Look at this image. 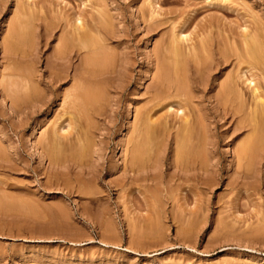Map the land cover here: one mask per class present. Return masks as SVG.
<instances>
[{
    "label": "rangeland",
    "instance_id": "1",
    "mask_svg": "<svg viewBox=\"0 0 264 264\" xmlns=\"http://www.w3.org/2000/svg\"><path fill=\"white\" fill-rule=\"evenodd\" d=\"M18 13L25 14L27 20L20 18L17 30L21 33L15 38L11 25L18 22ZM151 13L155 14L151 18L154 25L148 27L145 20ZM75 17H81L87 28L98 26L106 64L82 67L86 50L74 47L70 59L60 64L62 69L54 68L58 41L73 26ZM246 28H251L250 33L255 28L264 31V0H0V264H264V172L255 163L242 184L239 175L232 174L234 166L227 170L233 155L227 141L220 139L217 146L215 160L223 168L219 184L211 190L194 186L195 194L193 189L192 193L179 189L176 183L182 181L176 175L171 180L175 149L170 141L157 152L161 155L156 153L157 159L153 158L159 161L160 157L159 165L153 161L158 167H154V177L159 173L156 183L167 178L168 187L177 186L170 198L166 200L158 183L164 197L160 198L151 183L148 191L143 187L145 196L152 191L160 199L149 201L153 206L149 203L148 208L140 191L132 187L124 194L126 190L122 193L111 182L122 177L119 166L126 156V144L137 136L134 120L139 111L160 120L154 121L158 125L170 124L176 129L181 122L177 105L167 107L162 102L157 106L149 98L172 36L181 33L183 48L198 45L200 38L206 37L211 43L229 44V37L240 40ZM216 65L215 60H207L204 72L215 75ZM59 68L63 80L57 83L55 93L60 91V96H52L46 107L42 105L49 92L45 81L50 71ZM143 70L146 75L140 79ZM78 74L89 79L91 85L84 81L82 86L97 96L88 95L95 99L94 105L84 100L85 107L81 112L77 109L79 116L75 112L74 119H78L72 120V127L87 130L86 143L93 140L88 146L92 150L81 165L76 160L57 165L46 156L44 139L58 127L56 120L65 117L62 113L72 110L73 97H65V93L82 82L76 79ZM93 76L103 83H94ZM12 81H17L15 86ZM214 84L211 82L208 93L215 92H211ZM14 90L25 94L21 98L18 92V102L12 100ZM197 99L192 105L196 112L203 107ZM219 125L221 121L216 123L218 132L224 129ZM109 164L118 167L107 174ZM82 189L87 193L83 195Z\"/></svg>",
    "mask_w": 264,
    "mask_h": 264
},
{
    "label": "bare ground",
    "instance_id": "2",
    "mask_svg": "<svg viewBox=\"0 0 264 264\" xmlns=\"http://www.w3.org/2000/svg\"><path fill=\"white\" fill-rule=\"evenodd\" d=\"M153 12L155 13V11ZM96 13H97V16L100 15L98 14L99 13L98 11ZM154 13H151L150 19L147 18L148 20H145L146 26L153 27L154 24H152L153 22L151 21V18ZM21 14H19L20 16L19 18H16L18 19V22L17 21L14 22V23H18V26L15 25L14 23H13V26L11 25V27L14 28L12 29V32H13L12 35L14 36V34H16L15 38L16 37L19 38L21 32H19L20 30L18 29V27L20 23H22V20L25 18L24 16H26L23 13ZM33 16H32V19H33ZM21 17L23 19H20ZM92 18L94 19L95 17L93 16ZM82 20L83 19H81V17H77L74 20V24H72L73 26L70 27V30L69 31L67 30L68 33L65 32V36L62 38H61L62 35L60 36L61 39L58 41L59 46L55 49L54 57H53L56 62L55 63L56 66H54V68L57 67V65L60 66V64H62L63 66V63L67 62L64 60L70 59V54H71L70 51L74 47L77 48L78 50H86V55H85L86 57L84 58V61L82 62L83 63L82 67L85 68L86 65L88 64L90 66L91 65L92 66L94 65L102 66L106 64L108 59H107L106 53L103 50L104 44L101 42V39L103 38L102 37L101 39L99 38L101 34H100V30L98 29V26L95 24L94 27L88 26L89 28H87L86 27L87 24L85 25ZM104 21L106 23V20ZM97 23H98V20H97ZM100 23H102V21L99 22L98 24ZM15 28H16V32L19 30L18 31L19 33L15 32ZM255 29L254 30L252 29L253 30L252 33H250L251 28L249 30L250 32L247 30V28H246L247 31H244L245 29L244 30L242 29L244 32H247V33L241 32L242 34L240 35L241 37L240 40H236L234 38L229 37V44L228 43L223 44V42L211 43L210 41L207 40L208 37L206 38L203 37L205 39L201 40L202 38H200L198 42L201 41V43H197L198 45L194 43H193L194 46H191L192 44L188 45L191 47H186L185 45L187 49L181 47V44L179 43L180 41L183 40L181 36H179L181 35V33L179 34V32H177V35L174 34L176 31L173 33L174 35L169 40L170 43H169V46L167 47L168 49H166L167 59L162 60V61L160 60L161 63L158 62L160 63L158 67L159 66L160 67H159V70H156L157 71L156 73L157 75L155 77L156 81L154 85L152 86V88H150L151 96L150 97L148 96V97L150 98L151 103L153 102L157 106L161 104L162 102H163L162 104H164L167 107L172 106V105H177L179 107L178 109H180L182 112V116L181 115L180 117H178L179 115L178 116L176 115V116L179 119H181L180 120L181 122L180 123L178 122L179 125L176 127V129L174 127L172 128L170 124H169V127L171 128L167 127L165 123L162 125L160 124L161 125L160 126L158 125V123L155 124L157 121L159 122L160 120H157V121L152 120L153 117L150 115V113L148 114L150 116H147L145 115L143 111H139L140 110L139 109L138 110L139 113L137 114L135 118L136 120H134V122L135 121L137 122V124H135L136 126L134 127L137 129L139 134L137 133V136L132 138L126 144L127 145L126 153H125L126 156L124 155L125 156V159H123L124 162L122 164L120 163L121 165L119 166V168L122 169V177L121 179L111 181L113 186L118 187L122 191V193L124 190H126L124 194H126L127 189H130V188L133 189L132 187H134L135 190L137 189V192L140 191V193L139 192L138 193L141 194L143 197L142 202H144L146 205L145 207H148V208L150 206L149 201L153 199V201L156 203L157 199L159 200L160 198L163 197L162 193H160L162 188L161 190H159L160 189L159 186L161 185H162L161 187H163L162 192H164L163 194L166 200L170 198L171 196L168 197V195H170V193L173 195L172 192H174V190H177V186L175 185L176 188L174 189L172 187L173 190H171L172 188L168 187L169 180H167V178H164V179H166L168 182L166 180H165L166 182L161 181V180H159L161 182L157 181L158 183H160L159 185L158 183H156V180H155V178H158L157 174L159 173L156 172L157 173L156 177H154L155 173L153 174V172H155L154 171L155 166L153 165L154 163L153 161L157 159V157H154V156L156 155L158 151L162 152V150L164 149L163 147L167 145L168 141H170L173 144L174 146L173 149H175L174 150L175 158H173L174 160L173 168H175V174L173 177H171V180L172 178L175 177V175H176L177 180L181 179L182 183L178 182L176 184H179L178 185L179 189L182 187L183 191L185 189L186 191L188 190L191 191L193 188H196L194 186H199V187L202 186L208 190H211L212 187L219 184L220 182L219 173H220V170L223 168V165L220 164V161H216L215 158H216L217 146L219 144L220 139H222L223 141H227V145H230L229 149L231 150V152H233L231 160L229 161L227 165V170L229 168H233L234 166L232 174L239 175L237 176V178L239 177L242 180V184H244L243 183L244 180L247 179L253 172L255 168V163L260 165L258 168L260 172H264L261 170V167L262 166L264 167V162L261 163V160L264 159V155H263V152H264V31L262 30L255 31ZM22 30L23 29H21V31ZM95 34H97L96 37H93V35L95 36ZM15 38H12V39L15 40ZM11 43L13 44L14 42H11ZM182 44H185V43H182ZM13 46H17V45L14 44L11 47L13 48ZM11 50H8V51H11ZM164 58L165 57H163L162 59ZM209 59L215 60V62H217V65L215 67V71L217 73L215 75L213 74V76L211 75L210 72L209 73L204 72L206 68L207 60ZM52 63L54 64V62ZM46 65L48 66L50 70L51 69L53 70V68L49 67L48 63ZM15 67L17 66L15 65ZM84 68H81V69H84ZM26 70L28 69L26 68ZM85 70H82V73ZM61 71L62 70L50 71L48 78H46L47 79L45 81L46 88L49 89V92H48V96L46 95V98L42 102V105H46V107L49 106L48 102H50L52 96L59 99L60 91L55 93V87L57 83L60 82L62 79ZM146 71L142 72L140 79L144 78V75H146ZM27 72L30 73V70ZM74 74H75V70H74ZM20 76L22 77V74ZM78 77H79V74L76 79H78ZM73 78L75 80V77ZM30 79H33V78L30 77L29 80ZM92 79L94 83L95 82L98 83L101 81V80L96 81L95 80L96 78L94 76ZM7 80L9 81V78ZM78 80L79 81L81 80L82 82H78V86L75 89L71 90V92L68 93V95L65 93V97L67 96L73 97L71 107H72V110H75V108L76 110L73 112L72 110L64 111L62 115L60 114L62 117L64 116L65 117L62 119L58 118L59 122H57L56 120L55 125L59 124L57 125L58 127L56 128L54 126L56 129L51 130V132L53 131L54 132L48 135L44 139L45 141L44 149L46 151V156L51 162L57 165H61V163H64V161H69V160L70 161L76 160L81 165L82 159H84L85 157H88L89 155L87 153L88 150L89 151L92 150V148H90L91 147L90 141L92 139L89 141V143H86V141H88L87 130L84 131L83 128L82 129L80 128V126L77 129H75V127H72L73 125L72 123H74L72 122V120L78 119V118L74 119L76 117L75 112L76 111L78 112V110L81 112L82 106L85 107L84 100L88 102L90 100L89 102L90 106H93L94 101H95V99H93L92 96H89L88 98V95L92 94L93 91L89 89V87H86L85 85H84L85 88L83 89L84 86H82L85 83L88 86V84H90V83H87L89 79H87V77L84 76L83 74H80V77ZM26 81L28 82V80ZM42 81L43 80H40L39 82H42ZM213 81L216 82V84H214L215 86V87L213 86L214 88L212 87L211 92L212 91H215V92L208 93L210 84ZM14 82H17V81H14ZM14 82L12 81L13 85H14ZM100 83H103V82L101 81ZM100 83L98 84L100 85ZM139 83L141 82H138V84ZM92 85L95 86V84H92ZM10 87L7 91L10 90ZM6 88L8 87L6 86ZM96 88H98V86ZM17 89L15 90L17 91ZM20 89L21 88H19L18 90ZM15 90L12 92V95L13 93L15 94L14 95L15 99H12V100H16V102H18L20 101L19 97L21 96V94H23V92L20 93L18 91L20 93L19 94L20 96H19L18 92L16 93ZM86 90H88L89 93H87ZM100 92L102 93V91ZM197 93H199L198 97L195 95ZM61 95L64 96V94H61ZM93 95L94 97L97 96L94 93ZM22 96H25V94ZM197 98L199 99V102L203 104V107L202 109L198 108L200 110L198 111L197 109V112H196V108H194L195 110H193L192 108L194 106L193 104H195L194 103L195 99ZM80 99L82 101H80ZM69 103L71 104V102H68V104ZM91 103H93V105ZM155 104L153 106H155ZM195 107H197V105ZM84 109H82L83 112H84ZM86 109L89 110L90 108L89 109L86 108ZM83 112L80 115H82ZM93 112L96 113L95 110ZM78 114L79 113H77L76 115ZM218 121H221V126L220 125L219 126L224 128L220 132L216 131L217 129L216 123ZM64 123H66L65 125L67 129L64 127V131H62ZM59 127L62 128V130H60L61 131L60 133L58 132ZM65 129L67 130V132H65ZM71 134L72 136H70ZM62 141H69V142L65 143ZM164 141L166 143H164ZM89 145L90 147H88ZM158 154L160 153H157V155ZM153 158L155 159L153 160ZM158 160L159 161L155 160L157 161V164L155 162L156 166L159 165L160 157H158ZM116 166L118 167V165L109 164V169L107 170L106 173L110 174L111 168L113 167L116 168ZM155 168L158 169V167H155ZM99 176L100 175H98V177ZM161 179H162V176H161ZM191 181L193 182V184ZM151 183L152 184L155 183L156 185L155 184L152 185ZM150 184L152 186H156L155 187L156 189L158 188L159 190L158 193L162 195L160 198L156 197V194H154L152 191H151L152 193L149 191V196H147V194L145 196V193H144L145 190L143 191V187L147 188L148 185ZM157 184L159 185L158 187H157ZM139 188H142V190H139ZM148 188L146 189V191H148ZM156 189H155V192L158 191V190L156 191ZM179 189L178 191H180ZM130 190L128 191L129 193L128 195L132 194ZM194 190L195 189H193L192 191ZM81 193L83 194L87 192H85L82 189ZM194 193L197 194L196 190L194 191ZM181 195L182 197L184 196L183 194ZM178 196L180 197V195ZM195 196L197 197V195ZM184 197L186 198V196ZM153 201L151 202L153 203ZM178 201H181V200H178ZM157 202L159 203V201ZM160 202H162V200H160ZM152 203L150 204L152 205Z\"/></svg>",
    "mask_w": 264,
    "mask_h": 264
}]
</instances>
